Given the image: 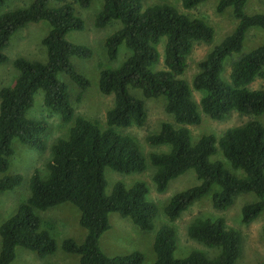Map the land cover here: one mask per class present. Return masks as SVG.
<instances>
[{
  "label": "trees",
  "instance_id": "1",
  "mask_svg": "<svg viewBox=\"0 0 264 264\" xmlns=\"http://www.w3.org/2000/svg\"><path fill=\"white\" fill-rule=\"evenodd\" d=\"M75 1L87 8L92 0ZM4 2L0 0V5ZM204 2L181 0V6L191 10ZM248 2L218 1L216 12L230 9L236 25L199 62V72L190 86L181 78L187 57L196 43L209 44L214 36V29L204 19L191 17L166 2L145 6L143 0H103L102 9L94 18L95 28L120 23V28L104 41L107 58L113 61L121 45L129 52L119 67L99 72L100 93L113 97L104 129L94 121L75 116L69 87L58 79L59 74L68 76L80 89L78 99L89 86L88 80L76 72L71 58L88 59L92 52L66 39L68 33L84 29L73 6L67 0H33L27 7L0 14V64L7 62L4 51L17 31L41 21L49 25L42 40L46 62L16 58L13 66L18 75L13 85L0 89V173L9 167L14 139L38 151L45 149L47 124L27 117L36 92H43L47 109L57 113L64 123L72 122L68 137L58 139L51 148L47 175L42 178L35 172L29 182V197L0 224V264L13 262L16 247L30 250L39 258L53 255L55 241L48 231L41 229L42 222L36 213L63 203L78 209L79 225L86 230L82 243L66 239L61 244L63 252L79 257V264H147L139 252L108 257L98 246L99 238L110 228V213L130 219L141 231L153 228L157 207L147 200L146 185L138 182L126 188L117 182L107 194L104 175L106 168L125 175L145 170V158L136 140L118 130L146 123L144 99L164 97V110L173 119L163 122L155 134L146 137L151 146H168L167 151L148 154L156 192L163 193L171 180L189 170L199 182L168 200L163 209L167 221H176L194 202L210 193L212 208L217 211L227 210L238 195L254 194L257 200L243 205L241 220L250 224L258 218L264 211V89L248 86L256 79L264 81V43L248 53H239L251 28L264 32V13L247 14ZM162 38L164 68L155 70ZM235 54L238 56L224 80V61ZM192 89L202 93L198 103ZM130 91L140 92L142 98ZM232 111L253 119L226 130L219 139L203 135L192 143L187 127L199 125L201 113L214 121H223ZM217 144L231 169L241 171L242 177L220 161L210 160L218 151ZM21 180L19 174L3 176L0 193L15 189ZM187 236L217 250V254L210 257L192 251L185 258H175L176 231L163 225L154 239L156 259L151 264H235L243 254L242 235L227 228L222 217L194 218Z\"/></svg>",
  "mask_w": 264,
  "mask_h": 264
},
{
  "label": "rangeland",
  "instance_id": "2",
  "mask_svg": "<svg viewBox=\"0 0 264 264\" xmlns=\"http://www.w3.org/2000/svg\"><path fill=\"white\" fill-rule=\"evenodd\" d=\"M33 0H5L0 5V14L12 11L17 8L27 7ZM219 0H205L196 8L191 10L183 9L181 0H143L145 6H151L166 2L175 6L179 11L191 17L204 19L213 29L214 36L211 43H196L191 53L187 57V68L181 76L190 86L194 77L199 72L198 64L203 60L208 52L218 45L235 27L231 10L227 9L223 13L215 10ZM75 13L84 22L82 31H72L67 34V41L88 47L92 55L88 59L71 58V62L76 72L84 76L88 82V88L80 94V89L65 74H59L58 79L65 82L69 87L71 104L74 107L75 116H81L90 121H94L101 129L106 127V113L113 105V97L102 95L98 88L99 72L102 69H114L128 56L129 52L124 45L119 46L116 58L108 60L104 47L105 39L120 28V23L112 22L103 29L95 28L93 22L95 16L102 9L103 0H92L87 8L80 7L75 0H67ZM247 14L264 13V0H249L245 7ZM49 31V25L45 21L27 25L17 31L10 40V45L5 49L7 62L0 64V89L11 87L18 75L13 62L16 58L22 57L30 61L46 62V50L42 45L43 38ZM264 43V32L258 28H251L246 35L243 48L239 56L248 53L250 50ZM165 38L160 40L158 50L160 60L154 67L155 70H162L163 48ZM235 54L224 61V71L222 79L227 80L230 72V64L237 58ZM249 89H264V81L256 79L248 86ZM130 93L142 98L140 92L130 91ZM193 99L198 103L202 93L192 89ZM147 110L146 123L141 127H131L118 129L120 133L131 136L136 140L139 149L145 158L146 168L143 172L129 175L120 174L109 168L104 170L107 181L106 193L110 194L115 183L119 182L126 188L132 187L135 183L141 182L147 188V200L153 202L157 207V214L153 221V228L150 231H141L132 224L130 219L122 218L117 213H110L108 220L110 228L104 232L98 241L101 252L108 257L125 256L134 252H139L144 263L151 264L155 261L153 250L154 239L158 230L163 225H169L176 231L177 245L174 251L175 258H185L192 251L204 252L208 256L217 254V250L207 248L202 244L191 240L187 236V228L196 217H207L216 219L222 217L227 228H232L242 235L243 254L235 264H259L264 262V239L262 228L264 226V211L250 224H244L242 218V207L247 203L257 200L252 193L238 195L233 204L225 211H217L211 205V193L206 197L194 202L180 217L174 221H167L164 215V206L168 200L176 193L184 191L197 185L195 173L192 170L171 180L167 189L163 193H157L152 180L154 168L149 162V155L152 152L167 151L168 146H151L146 142V137L155 134L163 122H173V119L165 110V99L159 97L155 99H144ZM27 117L43 121L48 126L45 135V149L38 151L26 145H22L17 139L11 143L13 155L9 158L8 169L0 173V178L7 175L19 174L21 183L15 189L0 193V224L7 220L16 211L18 205L25 201L29 195V182L36 173L44 178L47 173V163L51 160V148L58 139L67 138L71 123H64L61 117L47 109L43 104V92L38 91L33 97V105L27 112ZM201 123L195 126H188L192 143H196L203 135H214L219 139L226 130L241 126L253 119L232 111L223 121H214L207 115L201 113ZM218 148V144H217ZM211 161H220L224 167L238 176H243L241 171H233L229 162L224 158L219 148L217 153L210 158ZM213 192V190H212ZM42 222L41 229L48 231L55 241L56 251L53 255L39 258L34 252L16 247L15 259L11 264H79V257L67 254L62 251L61 244L66 239H72L80 244L84 241L86 230L79 225L80 213L76 207L70 203H63L46 211L36 213Z\"/></svg>",
  "mask_w": 264,
  "mask_h": 264
}]
</instances>
